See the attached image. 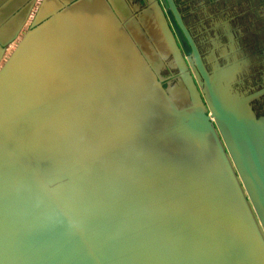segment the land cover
Wrapping results in <instances>:
<instances>
[{
  "label": "water",
  "instance_id": "water-1",
  "mask_svg": "<svg viewBox=\"0 0 264 264\" xmlns=\"http://www.w3.org/2000/svg\"><path fill=\"white\" fill-rule=\"evenodd\" d=\"M122 7L0 0V264H264L255 95Z\"/></svg>",
  "mask_w": 264,
  "mask_h": 264
},
{
  "label": "flooded vegetation",
  "instance_id": "flooded-vegetation-1",
  "mask_svg": "<svg viewBox=\"0 0 264 264\" xmlns=\"http://www.w3.org/2000/svg\"><path fill=\"white\" fill-rule=\"evenodd\" d=\"M128 16L139 15L149 0H118ZM173 31L183 60L199 86L196 71L213 73L230 66L235 85L254 94L253 107L264 113V0H157ZM164 58V84L182 77L180 66ZM201 89V86H199Z\"/></svg>",
  "mask_w": 264,
  "mask_h": 264
},
{
  "label": "bare ground",
  "instance_id": "bare-ground-1",
  "mask_svg": "<svg viewBox=\"0 0 264 264\" xmlns=\"http://www.w3.org/2000/svg\"><path fill=\"white\" fill-rule=\"evenodd\" d=\"M26 27H27V25H26ZM21 35L22 34H20L19 37L15 41L11 42V44L9 45L7 52L5 54L4 60L7 58V56L12 51V49L15 47V45L17 44V41L20 39Z\"/></svg>",
  "mask_w": 264,
  "mask_h": 264
}]
</instances>
